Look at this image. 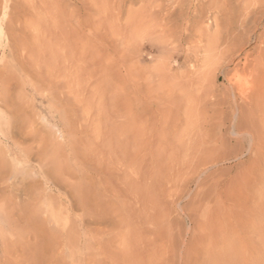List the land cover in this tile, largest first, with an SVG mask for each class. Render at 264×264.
Here are the masks:
<instances>
[{
  "label": "rangeland",
  "instance_id": "obj_1",
  "mask_svg": "<svg viewBox=\"0 0 264 264\" xmlns=\"http://www.w3.org/2000/svg\"><path fill=\"white\" fill-rule=\"evenodd\" d=\"M178 1L0 0V264H264V0Z\"/></svg>",
  "mask_w": 264,
  "mask_h": 264
},
{
  "label": "bare ground",
  "instance_id": "obj_2",
  "mask_svg": "<svg viewBox=\"0 0 264 264\" xmlns=\"http://www.w3.org/2000/svg\"><path fill=\"white\" fill-rule=\"evenodd\" d=\"M178 1V0H177ZM181 0H179L178 1V3L180 2ZM189 1V3H190V6H193L192 5V3H193V1H195V0H188ZM197 2H203V4H202V9H205V6H207L208 5V7H211L212 6V4H214L215 6H216V8L218 9L219 8V5L217 4V0H213V2L211 3L210 2V0H196ZM219 1V0H218ZM221 1H224V0H221ZM182 2V1H181ZM226 2H229V0H225V4L223 5V6H225L226 7ZM219 3V2H218ZM221 3V2H220ZM222 3H224V2H222ZM176 4V3H175ZM183 4V3H182ZM200 4V3H199ZM178 5V4H177ZM176 5V6H177ZM182 6V5H181ZM163 7V6H162ZM170 7V6H169ZM227 8V7H226ZM188 9V8H187ZM190 9V8H189ZM222 9H223V7H222ZM221 9V10H222ZM161 10V9H160ZM225 10H227V9H225ZM186 11V10H185ZM199 11L200 10H193V11H191V12H194V15H200V13H199ZM219 11V10H218ZM201 12H204L203 10L201 11ZM226 12V11H225ZM189 12H187L186 14H188ZM251 14V13H250ZM180 16H182V15H180ZM161 17V16H160ZM159 17V18H160ZM186 17H188V15L186 16ZM247 17V16H246ZM165 18V17H164ZM245 18V17H244ZM166 20V19H165ZM247 21V20H246ZM246 21H245V23H246ZM241 23V22H240ZM168 24V23H167ZM216 24V23H215ZM245 25V24H244ZM242 28H243V26H241ZM238 28V27H237ZM241 29V28H240ZM244 29H245V27H244ZM244 29H242L243 30V32L245 31ZM234 32V31H233ZM232 32V33H233ZM237 35V34H236ZM235 36V35H234ZM233 36V37H234ZM238 36V35H237ZM230 33H229V31H226L225 32V37H224V44L226 45V49L227 50H230V48L229 47H232V48H234L236 45H231V43H229V42H231L230 40H232V39H230ZM236 37V36H235ZM71 38V37H70ZM237 38V37H236ZM239 39V38H238ZM231 45V46H230ZM20 46V45H19ZM237 47V46H236ZM234 51H236L235 50V48H234ZM236 53V52H235ZM227 54V53H226ZM15 55V54H14ZM59 97V96H58ZM7 100V99H6ZM10 100V99H9ZM238 100H240V99H238ZM245 100H247V99H245ZM65 103V102H64ZM252 104V101H246V102H242V101H240V102H237L236 100H235V107L237 108V115H236V112H235V115L237 116L236 118H237V121H238V124H237V126L234 128V132L236 133V135L237 134H239L240 136L242 135V134H248L249 132L246 130V129H244L243 128V120H244V108L248 105H251ZM255 104V103H254ZM92 105V104H91ZM94 108V107H93ZM235 108V109H236ZM17 111V110H16ZM72 113V112H71ZM221 114V113H220ZM246 114H249V113H246ZM247 116V115H246ZM64 120V119H63ZM236 120V119H235ZM234 120V121H235ZM245 120H246V118H245ZM236 121V122H237ZM248 122V121H247ZM67 123V122H66ZM234 123V122H233ZM63 124V123H62ZM247 124V123H246ZM250 125H252V123L250 124ZM7 126V125H6ZM248 127H250L249 125H248ZM249 129H252V126H251V128H249ZM233 131V130H232ZM252 131V130H251ZM82 133V132H81ZM0 134H2V136L5 138V139H7V140H11V142L13 141L12 140V138L11 137H8L7 135H6V133H5V131H4V129H3V127L1 126V124H0ZM246 134V135H247ZM245 135V136H246ZM242 136H244V135H242ZM252 136V135H251ZM249 138H250V136H248ZM113 138V137H112ZM123 138V137H122ZM252 138V137H251ZM95 139V138H94ZM124 140V139H123ZM100 141V140H99ZM81 143V142H80ZM7 144V143H6ZM12 144H15L14 142L12 143ZM20 145V144H19ZM90 146V145H89ZM258 146V145H257ZM125 147V146H124ZM21 151H23V150H21ZM2 166H3V164H2ZM1 166V167H2ZM2 169V168H1ZM55 169V168H54ZM1 172H4V170H2ZM5 173V172H4ZM1 175V174H0ZM8 176V175H7ZM1 178L2 177H0V181H1ZM7 182H8V180H7ZM0 185H1V182H0ZM102 186V185H101ZM8 187V186H7ZM11 188V187H10ZM12 189V188H11ZM3 191L4 190H2L1 188H0V207L1 206H5V204H6V206H8V207H12V206H14L13 205V203H12V200H11V198H7V196L6 195H4L3 194ZM105 191V190H104ZM99 192V195L98 194H95L96 195V200H95V202H94V204H95V209H96V213H95V215H96V217L98 218V220H100V218H101V216H103V214H104V212H103V210H102V208L103 207H101L100 205H101V202H100V195H102L101 193H100V191H98ZM8 193H9V191H8ZM12 193V192H11ZM111 193V192H110ZM105 196H107V198H109L110 197V194H109V191L108 190H106L105 191ZM6 196V197H5ZM11 197V196H10ZM13 199V198H12ZM108 200H110V199H108ZM16 204V203H15ZM20 207V206H19ZM6 208V207H5ZM106 208V207H105ZM104 208V209H105ZM9 209V208H8ZM12 209V208H11ZM14 209V208H13ZM6 210V209H5ZM107 210H109V209H107ZM105 211V210H104ZM110 211V210H109ZM11 212H13V210L11 211ZM108 212V211H107ZM103 213V214H102ZM7 215H8V213H7ZM107 215V214H106ZM10 216V215H9ZM3 217V216H2ZM7 219H8V217H7ZM12 221H13V219H11ZM11 223H13V222H11ZM10 223V224H11ZM11 227V226H10ZM10 229V228H9ZM13 229V228H12ZM105 235H107L108 237H106ZM110 234H104V235H102V233H100V232H98L95 236H94V240H95V243H96V245L98 246V248H99V250L101 249V250H103V248H107L108 246L110 247L111 245H112V243L114 242V240H115V238L118 236V235H116L115 237H113V238H111L110 236H109ZM23 238V237H22ZM15 243V242H14ZM9 248V247H8ZM7 247L5 248L6 250H4L5 251V253L7 254L8 252H7V249H8ZM23 248V247H22ZM4 253V254H5ZM7 255H9V254H7ZM11 255V254H10Z\"/></svg>",
  "mask_w": 264,
  "mask_h": 264
}]
</instances>
